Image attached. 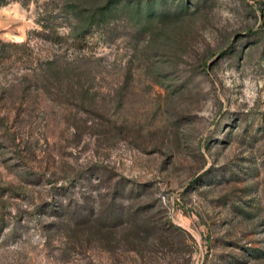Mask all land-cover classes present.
I'll list each match as a JSON object with an SVG mask.
<instances>
[{
	"label": "rangeland",
	"instance_id": "374dc122",
	"mask_svg": "<svg viewBox=\"0 0 264 264\" xmlns=\"http://www.w3.org/2000/svg\"><path fill=\"white\" fill-rule=\"evenodd\" d=\"M0 264H264V0L0 4Z\"/></svg>",
	"mask_w": 264,
	"mask_h": 264
},
{
	"label": "trees",
	"instance_id": "16d2710c",
	"mask_svg": "<svg viewBox=\"0 0 264 264\" xmlns=\"http://www.w3.org/2000/svg\"><path fill=\"white\" fill-rule=\"evenodd\" d=\"M1 2H0V4H2L3 2H5V0H0Z\"/></svg>",
	"mask_w": 264,
	"mask_h": 264
}]
</instances>
